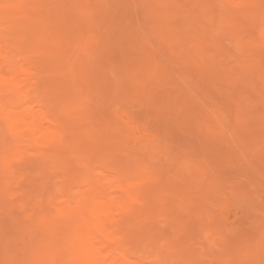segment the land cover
Wrapping results in <instances>:
<instances>
[{
	"label": "bare ground",
	"instance_id": "obj_1",
	"mask_svg": "<svg viewBox=\"0 0 264 264\" xmlns=\"http://www.w3.org/2000/svg\"><path fill=\"white\" fill-rule=\"evenodd\" d=\"M55 1L59 2V0ZM67 1L60 0L59 3L65 2L64 4L68 6L67 8H69V6L70 8L72 6V9L74 8L76 14H71V17L73 16L76 19V22L74 24V18L69 17L73 20V24L71 23V19L68 20L67 24L74 25V28H72L75 30L73 33H75L76 35L73 34L72 37L75 35V39L78 40L77 43L74 39V41L72 40L73 42H71L70 39L72 38H70V36L72 33L70 31V28L68 27V25L66 26L64 19H61L63 15L66 16V9H63L66 12H63L64 14H62L61 17L58 16L57 19V13H55V17L53 16L54 13L52 14V6H48L50 7L51 12H44L46 11V9H42L44 8V5L43 3H40V0H0V264H187L188 257L184 252L185 247L181 246L184 250L182 248V250L180 248H176L178 247V245H176L177 241L173 245V253L176 254L175 256L173 255V257L171 256V254L165 255L161 252V254L158 253L155 256H151V258L147 256L139 257L137 255V252L133 250V248L126 242L127 235L131 232L133 233L134 231H136L138 227L137 224L132 221V219H141L142 217H147L148 219V217H151L152 209L154 210V208H156L157 206L158 213H163L165 214V216L167 215L168 217H171L170 219H168V221L173 220V215L175 216L174 218L179 217V219H176L177 226L179 224H182L180 222L183 218L190 219L193 223L195 220L200 218L198 216H195V214L197 215V212L194 207H197V205H192L193 208L192 206L186 208L187 214L185 213V215H182L178 212L177 214H179L180 216H178L177 214L175 215L177 203H180H174V201L177 200L175 198V195L179 191L183 192V187H181V189H179L178 191L175 189V186L177 185L174 184H176L177 181H179L181 178L183 179V177H185V180L189 178V180L196 179L197 181L198 179L194 178L196 174V177H203V179L201 180V184L197 182L199 186H203L204 188V186L207 185V190H205V188H202V190L212 194L215 191H219L220 193V190H222L223 186L225 185L224 183H226L225 187H229V181L222 183L224 184L222 185L220 183L223 181L222 179L214 178V176H216L215 174L214 176H212L213 173L210 175L211 172L208 174L204 169L201 168L203 164L201 166L198 164L192 165V168L190 169L189 167L190 171H188L183 164H181L183 166L180 165V163L184 162L183 160L177 161L178 163L180 162L179 165L185 169H182L181 167L180 169H178L179 165L176 164L177 166L173 165V167H175L172 169L167 170L166 168L165 173H154L151 175H154L153 177H149L146 168L148 167V164H146L147 162H144V159H147L146 157H148L149 155H144L145 158L142 159V157L144 156L141 157L139 155L141 157L140 158L137 156V154L143 155L145 151H153L152 149H156L155 146L157 143H154L155 136L150 131L149 126L144 124L141 118H138V115L136 116L129 109V106L125 108V106L121 104L122 102H118L119 99L117 100V94L120 93V90L118 91V89L114 88L115 92L113 93H115L116 99L106 98L101 102L103 104V107L102 105L100 107L104 109H98L99 111H101L100 113L95 112V110L97 109L94 108L95 110H93L92 107L96 101V97L94 94L103 97V93L99 91L100 89H98L99 85L97 83H100L99 81L103 82L102 80H106V78L102 77V79H100L101 77L97 76L100 78L97 79L99 81H96V79L92 75L93 69L90 67L92 66L94 60L97 58V55H95L96 53L98 54L97 51L99 48H97V46H100L98 42L95 41L97 33L93 28L95 26L94 23H101L100 21L103 18L102 15L97 16L98 14H95L99 8L98 6L100 5V7L102 8L101 5H104L105 3L103 4L100 1H97V3H101L97 6V3L92 0L95 3H93V5L95 6L90 5V2L88 6H86L85 4L87 3V1L85 3V0H75L72 2L81 3L82 1L84 4L79 3V5L81 6H77V4L74 6L72 2L69 1L71 3L70 4ZM101 1L104 2L105 0ZM115 1L116 0H108L107 2L109 6V3L112 2L113 6V3ZM131 2L128 3L129 5L127 4L128 7L126 8H129L130 4H132ZM123 3L122 5H124V7H121L122 5L118 1V3L115 2L114 4L117 5L111 8H113L114 10L120 4L121 6L118 8L124 9V11L120 12H125V16H128L129 14H126L128 13V10L125 11L126 2L124 1ZM135 3H138V5L141 4L140 6L144 9L145 13H143V9L140 6L134 5L136 8L138 7V9L140 7L143 13L140 14L143 15L144 18H146V21H150V25H152L151 28L153 29V34L157 36L154 37L161 41L162 44L163 42L167 41L169 42V44H174H171L170 46L167 42L166 46L167 44L168 47L170 46L168 50L173 51V46H175L176 50H178L175 51L177 53H173L175 55V58H169H171V61H175L177 71L181 68V71H183V68L186 70L187 74L184 71L183 73H185L186 75H182V78H187L192 82V84L195 80L199 85L201 84V87L206 84L214 83V86L216 87L214 88V91L216 93L219 92V94L221 90L224 88L226 89L227 86L232 87L234 93L231 92L233 94L230 95V97H227L229 99H225V101L227 102L229 100V102H231L228 103L229 105L227 104V106H230V104L234 103L237 107V110H242L243 108L250 110V115L249 111L246 113L248 114V117H251L249 119L253 120V122L249 120L250 123L246 121V118L248 119L246 114V118L244 117V119L243 117H241L242 115H240L243 114V112L240 113L239 110L237 111L239 112L238 117L241 118L240 120H245L246 122L244 121V124L247 123L244 126L246 130H248L249 132V130L259 128L261 124H264V0H135ZM57 5L54 6V9L56 8V10L63 7V5L62 7H60V4L57 8ZM45 6L47 5L45 4ZM109 6L107 8L112 11ZM29 7L32 9H29ZM87 7L90 9H87ZM92 7H98L97 10H95L96 12L94 13V15V10H91ZM103 7V10L106 11L105 6ZM207 7L209 8V10H206ZM130 9L132 10V8H129V12L131 13ZM68 10L70 12V9ZM109 10L106 11L107 13L105 11L104 12L106 14H109ZM60 11L61 12H59L58 15L62 13V10ZM99 11L100 9L98 10V12ZM216 11L219 13L218 15L216 14ZM48 12H50L51 15L48 14ZM104 12H102V14ZM139 12L140 11L138 10L137 15H139ZM111 13L112 12H110V14ZM133 13L134 18L136 19L135 10H133ZM106 14H104V16ZM145 14H147L148 16ZM214 14L219 16V21L226 22L223 24H228L231 26V28L229 27V29L232 31L231 34L233 33L234 35H232V37H234L235 39L233 38L234 41H232L233 39H231L232 42L230 41L229 44L234 43L238 46V55H240L239 60L241 61L240 66L238 64V61L233 62L234 64H238L237 67H230L227 66V64L221 65V60L223 59V57L221 56L222 59L220 60V54L222 55V53H220V50L223 48V46L220 39L223 40V43L225 44L226 40H224L225 38H223V36L227 37V35H225V32L222 34V32L219 31V23L218 25L215 24L217 16H215ZM130 15H132V13ZM141 15L140 17L142 19L140 17L139 18L141 21H144ZM52 16L53 18H51ZM94 16H96V18H94ZM115 16V14L110 15L109 21H111L110 19L113 20ZM78 17L79 22L77 21ZM97 17L102 18L100 20L98 19V21ZM210 17H214L215 22L213 20L211 21ZM105 18L106 17H104L103 19ZM121 19L122 18H120L119 20ZM130 19H128V21ZM135 19L132 20V23L128 21L127 23L135 25ZM105 20L107 21V19ZM211 22H214V25H217V27H211V29L209 27L212 26L209 25ZM148 23V21L146 22V24L144 22L142 23L145 24V29L147 28V31L149 29V26L147 25ZM249 23L258 24V30H256L257 28H255V30L258 32L257 35L252 34L248 30L247 25ZM130 24H127L128 26H126L127 31L130 32H128V37L136 36L139 32L141 33L142 30L145 31V29L140 30L139 28L137 29L139 30V32L134 35L133 32L137 31L134 27L137 24L135 26L132 25V29L128 30L129 27L131 28ZM142 24L141 27L144 28ZM76 26H78V28H76ZM139 26L140 24L137 27ZM66 27H68V30ZM216 28L217 31L215 30ZM152 29L149 32H145L150 33L152 32ZM213 29L214 33L216 31V33L214 34L215 36L210 37L209 35L213 34V32L212 34H210V31H212ZM221 29L223 30V27H221ZM132 30L133 32H131ZM120 31H118L117 34ZM218 31L223 36L217 35V33L219 34ZM144 33H141V35L139 34V38L143 37L141 38L143 41L146 39V35L148 36V34L145 33L146 35L144 37L142 35ZM69 34L70 36H68ZM119 34L126 39L127 35H121L122 33ZM150 36H152L151 33ZM141 39L137 41L138 43L134 40H125L130 41L131 43H126L131 44V47H134V49H130L134 51V53L132 52V55H134L135 57L134 61L133 58H131L132 60H129L128 58H126V56H121V60H124L120 63H117V61L112 59V57H108L107 60V69L109 75L106 82L111 80L112 83L115 84L116 88L119 87L121 89H124V86H128L126 93L131 94L132 91L135 97H139L145 94L144 92L142 93V91H144V87L150 81V78L148 79V76H144L141 73V68H144L145 74L148 73V70L150 72H155V74L151 77L152 81H155V78H159V73L161 74L160 76L162 78L167 75L166 73H164V75L163 72H159L162 71L164 67H166V65H163V62L164 64H166L165 60L167 55L164 60H162V57L160 58V60L163 61L161 62L162 70L158 71V68L161 67V64H159L160 62L158 60L159 57L162 56L160 55L161 53L159 54V50L157 48L156 51L159 54V57L157 59V56L155 57L156 52L154 48H156V46L154 42L152 43L148 41L152 45V47L149 49L145 47L146 44L144 46L143 42L140 43V41H142ZM148 39L151 38L148 36L146 40ZM235 40H237V43L235 42ZM133 42H135V44ZM72 43L74 44V46L76 44V46L73 47ZM118 44L119 43L115 44L116 46H118L117 48H119V45H122L123 43L119 45ZM128 44H126V46ZM160 44L161 43H159V45ZM234 44L231 45L235 46ZM137 45L139 46L136 47ZM227 45L225 44L223 49H225L226 47L230 48L231 45ZM71 47H73L74 49H71ZM108 47H110V45ZM124 47L125 46H123V52L126 54L127 52H125L126 50H124ZM139 47L142 49L141 54L137 53L138 49H140ZM161 47H164V44ZM171 47L172 49H170ZM115 48L113 49L116 50ZM101 49V51H103V48ZM111 49L112 48H110V50ZM168 50L167 52L170 54L171 51L169 52ZM118 51L122 52V47ZM118 51L116 50V52ZM127 51L129 50L127 49ZM224 51H226L227 54L232 53L230 52L231 50L228 51L226 49ZM162 53L165 54V51ZM110 54H112V52ZM139 56L140 59L138 60ZM229 56L230 55L225 57L228 58ZM230 58L231 56L228 59L230 60ZM141 59H143V61H141ZM179 59H181L182 61ZM102 60L103 59H101L100 61ZM155 60H158V63H156ZM183 61L185 63L181 64L183 66H180V62ZM139 62H142L143 64H139ZM172 63L173 62H171V64ZM49 64H52L51 66H55L56 64L58 65L56 66L57 68L53 66V69V67L49 66ZM121 64L124 65V68L122 67L123 69L121 68ZM157 64H159V67H157ZM169 67L170 66L168 65V68ZM168 68H165L167 69V73L169 72ZM236 70L240 72V74L238 72L239 75L237 74ZM97 72H95V74ZM232 72H236V75ZM170 73L168 74L171 75ZM98 74L101 75V73ZM178 75L179 77L181 76L180 73H178ZM187 75L189 76V78ZM231 75L233 77H231ZM101 76L104 75L102 74ZM238 76L239 78L240 76L242 77L241 80L243 84L246 82L244 84L245 86L242 84V87L241 85V89H245L246 91H248V93H251H246L244 99L236 95V90L238 86L240 87L239 83H241L237 81L239 79ZM177 77L178 76H176V78ZM234 77L236 78V80L234 79ZM162 78L159 79L161 80ZM165 78L166 82H171L170 79L172 77H170L169 80L167 79V76ZM157 79L156 82L159 80ZM165 80L163 79V82ZM185 80L184 83H182L181 81L182 84L179 83L178 86L180 87L184 84L186 90H190V93L192 87L190 85L191 88L188 87L190 88L188 89L187 86H189V84H187V82L186 85ZM236 82L239 83L236 84ZM249 86L252 88L251 91H249L251 89L249 88ZM179 87H176L174 91L179 90ZM194 88H196V90L200 89L199 87L197 88V86H195ZM182 89L185 88H181V93L178 91L174 93H179V96H181L184 92L186 95V91H183ZM216 89H218V91ZM211 90H213V88ZM98 91L99 94H97ZM193 91L194 90L192 88V92ZM122 93L123 92H121L120 94ZM222 94L223 93H221V95ZM240 94L241 93H239V95ZM147 96H149V94ZM179 96L177 98H179ZM232 96L236 97H234L235 100ZM185 97H187V95ZM203 98L205 97L202 96V101ZM238 99L239 102H237ZM172 103H174V101H172ZM216 104L213 106H217ZM131 105L135 106V104ZM222 108L223 107H221V109ZM258 108L259 110H257ZM261 112L263 115L260 114ZM238 117L236 116L237 119L235 120L239 121ZM199 118H201L200 115ZM226 118L227 120L229 119L228 117ZM226 118L222 119L221 127L219 128L221 132H224L223 126L225 125ZM255 120H258V122H260L258 123ZM231 121H233V119L230 120V122ZM228 122L229 121H227V123ZM256 124L259 125L256 126ZM250 125L253 126V128H250ZM242 132H240L242 136L245 132L246 134L248 133L244 128ZM258 133V135H264V133H260V130ZM255 134L257 136V133ZM248 135L250 134L248 133ZM248 135H246L245 137L243 136V138H247ZM240 137L238 135L236 136L237 139H239ZM250 148L252 149V147ZM113 149L117 154H119L118 152H120V156H114L116 154L115 152L111 154ZM107 150H109L108 156L106 154ZM109 154L112 155L111 158ZM157 154L160 153L158 152ZM151 156L152 154L150 153L149 157ZM151 158H153V156ZM173 159L177 158L175 157ZM158 160H160V158ZM177 161L175 163H177ZM101 162L105 163L106 168H110L112 172H110L106 168L104 169H106V171H108L109 173L106 171L105 173L103 171V168L102 171H99V165H101ZM172 164H174V162ZM52 165L57 166L54 169H57L59 167L60 169H57V172L60 171L62 173L63 180H58V183L55 182V177L57 176L52 175V173L54 174L56 172L52 170ZM51 166L52 168L49 169L48 167ZM47 171L49 175L51 174L53 176V180H55L54 182H51L56 184L52 185L49 180V183L47 182L48 184L45 186L48 190H46L48 192V195H46L45 193L43 195L40 191L42 197L39 201L37 199V192L39 191L36 190V187L34 186L38 181V179L36 180V177L41 175L36 173L43 174L47 173ZM49 171L52 172L49 173ZM200 171L203 172L202 175L200 174ZM180 172L182 174H180ZM148 173L150 172L148 171ZM32 174H34V176ZM180 175L182 176L180 177ZM44 176H46V174H44ZM44 176V179L49 177ZM163 176H166V182L164 186L168 188L167 191L169 192L167 193H170V195H164L165 197L162 196L163 199L166 198L164 203L161 204L160 202L159 206H155L154 204H151L149 202L147 198V192H149L150 190L151 193L154 191L163 193L165 189H161L162 187H157L156 185H154V187L150 189L145 185L143 186L144 183L142 182L143 179L145 180L146 178L147 181H145V183H152L153 181H158ZM171 176L178 177L177 179H175L177 180L176 182L174 181L175 183H173V178ZM41 178L39 177V184H41L42 180V183L46 182ZM209 178L211 182L213 179L214 183H211ZM35 180L36 183L34 185ZM196 181L194 182L196 183ZM179 183L180 181L178 182V184ZM231 183L232 182H230V184ZM198 184H196V186H198ZM45 187L43 189H45ZM179 187L180 185L178 186V188ZM231 187L233 186L231 185ZM235 187L234 189L230 188V191L231 189L232 191H237V188L235 189ZM240 188L241 185L238 188V191H240L241 193L242 189L240 190ZM57 189H59V191L56 192ZM224 190L225 189L222 190V193ZM188 191H185V194L190 195V193H187ZM182 192H180L181 195H185L182 194ZM244 192L248 193L246 192V190H244ZM215 193L212 195L209 194L208 196L211 195L212 198L213 195L216 196ZM245 193L243 194V197L246 196ZM152 194L154 195L156 193ZM206 194L203 195L204 198H208V196L206 197ZM229 194H233V198L235 197L234 195H236L233 192H230ZM237 194L239 193L237 192ZM189 195L188 198H190ZM238 196L235 197V199L237 198V200H241V195L239 198ZM149 197H151V194ZM248 197H250V195L246 196V198L244 197V199L248 200ZM257 197L253 198L258 199ZM188 198L185 197V199L189 201L190 199ZM216 198L214 200L217 202L219 198ZM222 198L220 199L223 200L221 201V204H223L222 212H224V209H226L225 211H227L233 205L230 203L231 199L230 201L226 200L225 194H222ZM210 199L208 198L206 200L211 201ZM235 199H233V202L235 201ZM200 201H202V197ZM216 202H214V204ZM208 205L209 203L206 204L203 202V206L208 207ZM241 205H245V202L244 204L241 203ZM244 207L248 208V206ZM260 207L261 206H258V208ZM258 208L254 209L256 210ZM206 210L209 211L208 209H205L204 211ZM216 214L215 216H218L219 213L217 215ZM218 217L220 218L222 224V218H226V214L224 215L223 213V215H220ZM219 218H217V220ZM165 221L167 222V220ZM216 221L214 222L215 224ZM185 222L189 225L191 223L187 221ZM256 222L259 223V221L257 220ZM206 224L207 223L203 224V226ZM177 226L175 227L176 230ZM199 226L200 224L198 223V227ZM179 227L181 226L179 225L178 228ZM185 227L187 228V226ZM185 227H181L179 228V230L182 228L184 229ZM153 228L155 229L157 227H154L153 225ZM167 228L169 229V227ZM256 228H258L259 230L264 229L261 223H259ZM157 229V233L159 234L160 228L158 227ZM164 231H166V229ZM190 232H192L191 227ZM181 233L179 234L180 236ZM151 234L156 235V233H152V230L150 236H152ZM259 241L260 243L262 242L261 239ZM240 242L237 247L234 246L235 248H239V251L237 249L239 254H236L235 256L238 258V255H240V257L243 258V264H264V250H260L262 254L260 253L257 255L258 252L256 250L258 247L256 248L255 245H252L251 247L256 248V250H253L250 247L251 241L246 239L243 240L244 244H240ZM193 243L196 244V242ZM189 244L192 245L190 241ZM189 244L187 243V245ZM255 244H257V242ZM188 256H191V254H189ZM192 256L196 257L195 254H193ZM224 256L226 257V255H223L222 257ZM220 257L221 256H219V259ZM193 260L194 259H192L191 262ZM229 260L231 259L229 258L228 261ZM194 261L192 263H194ZM191 262L189 263L192 264Z\"/></svg>",
	"mask_w": 264,
	"mask_h": 264
},
{
	"label": "rangeland",
	"instance_id": "obj_2",
	"mask_svg": "<svg viewBox=\"0 0 264 264\" xmlns=\"http://www.w3.org/2000/svg\"><path fill=\"white\" fill-rule=\"evenodd\" d=\"M41 2V4L43 3V5H44V8H42V9H46V11H44L45 13H47V11H50V7L52 6V8H51V11H53L52 12V14L54 13V17H55V13H57L56 14V18L58 19V16L59 17H61L62 16V14H64L66 11H67V14L65 13V15L67 16H64L63 15V17L61 18L62 20L64 19V22L66 23V26L68 25V27L70 28V31H71V36H70V34L68 35V36H70V38H72V39H70L71 40V42H73L74 40H76L75 39V33H73L75 30L73 29L74 28V25H72L73 24V20L71 19V18H74L73 16L71 17V14H73V15H75L76 13H75V11H74V8L72 9V6H71V8H70V6H69V8H67L68 6L67 5H65L63 2H61V3H59L60 2V0H59V2H57V1H55V0H40ZM61 1H64V0H61ZM67 1V0H66ZM70 2H72V1H75V0H69ZM69 1H67V2H69ZM78 1V0H77ZM84 1V0H83ZM86 1H87V3H86ZM91 1L92 0H85V5L86 6H88V4H89V2H90V5H92V6H95V5H93V3L95 2V3H97V1H100L101 3H105L104 5H101L102 6V8L100 7V5L99 4H101L100 2L99 3H97V6L99 7H92V9L91 10H94V12H93V15H94V13L96 12L95 10H97V8H98V10L100 9V11L98 12V10H97V12H96V14L95 15H97V16H103V18L104 17H106L105 19H107V21L105 20V19H103L102 17H97V20L99 19H101V23H99L98 21V23H94V19H93V23H94V29L96 30V33H97V37H96V39H95V41H97L98 42V44L101 46V48H103V51H101L102 49L100 48V46H97V48H99L98 49V54L96 53L95 55H97V58L94 60V62L92 63V66H90L93 70H92V75L94 76V78L96 79V81H99V80H97V79H99L100 77V79H102V77L103 78H106V80H102L103 82H101V81H99L100 83H97L99 86H98V89H100L99 91H101V93H103L102 94V96L103 97H100V96H97L96 94H94L95 95V103H94V105L92 106L93 107V110H95L94 108H96L97 110H95V112H98V113H100L101 111H99V110H103L100 106L102 105V107H103V104L101 103L103 100H105L106 98H110V99H116V97H115V93H113V92H115V89H118V91L121 93V92H123L122 94H120V93H118L117 94V100L119 99V103H121V104H123L124 106H125V108H127V106H129V109L138 117V118H141V120L144 122V124H146L147 126H149V128H150V131L154 134V136H155V140H154V143H157L156 144V146H155V148L156 149H152L153 151H145L146 153H148V154H146L145 152L143 153V155H141V154H137V156L138 157H142V156H147V155H149L150 156V153L152 154V156H153V158H151V157H146L147 159H144L145 158V156L144 157H142V159H144V162L146 163V164H148V167H146L147 168V174L149 175V177H153V176H151L152 174H154V173H158V174H162V172L163 173H165L166 171V168H167V170L168 169H172V168H174L173 167V165H176V164H178L179 165V163H178V161H184L183 163H180V165L181 164H183L185 167H186V169L188 170V171H190V169L192 168L191 166L192 165H202L201 166V168L202 169H204L205 171H206V173H210V175L213 173V175L212 176H214V174L216 175V176H214V178H219V179H222V180H220V181H222V182H220L221 184L222 183H224V182H227V181H229L228 183V185H229V187L228 186H226L225 187V185H226V183H224V184H222V185H224L223 186V189H225L224 191H223V193H222V190H220V193H219V191H215V192H217V193H215V195L216 196H212V198H211V195L212 194H214V193H209V192H205L204 190H202V188H203V186L201 187V186H199V184H201V180L203 179V177L201 178H199V177H196V174H195V177L194 178H197L198 180L196 181V179L194 180V181H196V183L192 180V179H190L191 180V182H190V180H189V178H187L186 180L184 179L185 177H183V179L181 178L179 181H180V183L178 184V182L179 181H177V180H175V179H177L178 177L176 176H171L172 178H173V183H175L176 181H177V183L176 184H174V185H177V186H175L176 188V190H178L179 191V189H181V187H183L182 188V190H183V192L182 191H179L178 193H176V195H175V198L177 199L176 201H174V203L176 204V202H180L179 204L177 203V206H176V209H175V211H176V213H175V215L177 214V212L178 213H181L182 215H185V213L187 214V210H186V208H188L189 206H196L197 205V207H194V209L196 210V212H197V215L195 214V216H198V217H200V218H198L197 220H195L193 223H192V220H190V219H186V218H183L182 220H181V222L180 223H182V224H179L181 227H185V226H187V228L185 227L184 229H185V231H184V229L182 228V229H180L181 231H182V233H181V231L179 230V228H181V227H179L178 228V226L176 225L177 223H176V219H179V217L177 218H174L175 216L173 215V220L171 221V220H169L168 221V219H170L171 217H168L167 215V217L165 216V214H161V213H158L157 211V206L156 205H160V202H161V204L162 203H164V201L166 200V198H162V196L163 197H165L164 195H170V193H167V192H169V191H167L168 190V188H166L164 185H165V182H166V176H163L162 178H160L158 181L156 180V181H153L152 183L150 182H146L145 183V181H147L146 180V178H145V180L143 179V182L142 183H144L143 184V186L145 185L146 187H148V188H150V189H152L153 187H154V185H156L157 187H162L161 189H165V191L162 193H158L157 191H154V192H152V193H156V194H152L151 192H150V190H149V192H147V198H148V200H149V202L151 203V204H154L155 206H156V208H154V210L152 209V211H151V217H148V219H147V217H145V218H139V219H132V221L135 223V224H137V226L139 227V226H141V227H137V229H136V231H134L133 233L131 232L130 234H128L127 235V238H126V242L129 244V246H131L132 248H133V250H135L136 252H137V255L139 256V257H141V256H147V257H150L151 258V256H155V255H157L158 253H164L165 255H170L171 254V256L173 257V255L175 256L176 254H174L173 253V245H174V243L177 241V243H176V245H178V247H176V248H182L183 249V247H181V246H184L185 248V253H186V256L188 257V263L187 264H190L189 262H191V260L192 259H194L193 261H194V263H192V264H225V261H226V264H243L244 262L242 261V257H240V255H238V258L235 256L236 254H239V248H235L234 246H238L239 245V242H240V240H241V242H240V244L242 243V244H244L243 243V240H249V241H251L250 242V247L253 245H255V247L257 248V250H256V248L254 247H251L253 250H256L258 253H257V255L258 254H262V252H260V250H264V229L263 230H259L258 228H256L257 226H258V224L259 223H261V225L264 227V221H263V219H264V217H262V216H264V199H262V198H264V135H258L259 133V130H260V133H264V124L262 125H260V127H262V128H256V129H252V130H249V132H248V130H246V128L244 127L245 126V124H247V123H245L244 124V121L245 120H243V121H241L240 119L241 118H239L238 117V115H239V112L240 113H242L243 112V114H240V115H242L241 117H245L246 118V116H245V114L249 111V115H250V110L249 109H246V108H243L242 110L240 109H238L239 110V112H237L238 110H237V107H236V105L233 103V104H230V106H227V104L228 103H231V102H229V100L226 102L225 101V99L227 100V99H229V98H227V97H230V95H232L233 93H234V90H233V88L232 87H226V89L224 90V89H222L221 90V92H220V94H219V92H215L214 90V88H216L215 86H214V83H212V84H206V85H204L203 87H201L199 84H198V82H196L195 80L193 81V84H192V82L190 81V80H188L187 78H185V77H183L182 78V75H186L187 73H186V70L183 68V71H181V69L180 70H176V65H175V61L174 60H170L171 58H169V57H172V58H175V55L173 54V53H177V52H175V51H178V50H176V47L175 46H173L174 47V52L172 51V50H168L169 49V47L171 46V44H169V42H168V44L170 45L169 47H168V44H167V46H166V43L167 42H163V44H164V47H161V46H163V44H162V42L161 41H159L158 39H156V35L155 34H153V29L151 28L152 27V25H150V21L149 20H147L149 23L147 24L148 26H149V29H148V31H147V28L145 29V24H146V18H144V16L143 15H141L140 13H142V10H141V4L140 5H138V3H135V0H134V2H133V0H118L119 1V3L122 5V3L125 1L126 3V6H125V8L126 7H128L127 6V4L128 3H130L131 1V3L132 4H130V6H132V7H130L129 6V8H132V10H131V13H132V15H130L131 13L129 12V8H126L125 9V11H127L128 10V13H126V14H129L130 15V18H129V15L128 16H125V12H123V13H121L122 11H124V9L122 8H118V7H120L121 5L119 4V6H117V8L116 9H114L113 10V8H111V7H115L116 5H114L115 4V2L116 3H118V1L116 0L114 3H113V6H112V2L111 3H109L110 4V6L108 5V0L106 1H101V0H93L92 1V3H91ZM110 1H112V0H110ZM180 1V0H179ZM182 1V0H181ZM69 2V3H70ZM122 2V3H121ZM137 2V1H136ZM53 3V4H52ZM64 5H63V4ZM73 3V2H72ZM79 3L80 2H74L73 4H74V6L77 4V6L79 5ZM81 3L82 4H84L82 1H81ZM80 3V4H81ZM94 3V4H95ZM106 3H107V6H106ZM45 4L47 5V6H45ZM58 4V5H57ZM61 4V6L60 7H62V5H63V7L62 8H59L58 10H56V8L54 9V6L55 5H57V8L59 7V5ZM71 4V3H70ZM124 4V3H123ZM69 5V4H68ZM84 5V6H85ZM129 5V4H128ZM137 5V6H140L139 7V9H138V7L136 8L135 6ZM48 6H50V7H48ZM79 6H81V5H79ZM103 6H105V8H106V11L107 10H109V8H107L108 6L110 7V9H112V11L111 10H109V14H106L107 12L105 11V10H103L104 9V7ZM46 7H48V8H46ZM89 7H91V6H89ZM121 7H124V5H122ZM135 7V8H134ZM29 9H32V8H30L29 7ZM47 9H49V10H47ZM66 9V11H64V10ZM68 9H70V12H69V10ZM87 9H90V8H88L87 7ZM102 9V10H101ZM119 9V10H118ZM140 11L138 14L139 15H137V12H138V10ZM143 9V8H142ZM209 10V8L207 7L206 8V10ZM55 10V11H54ZM60 10H62V13L61 14H59L58 15V13L59 12H61ZM133 10H135V17H136V19L134 18V16H133ZM137 10V11H136ZM50 11V12H51ZM57 11V12H56ZM74 11V12H73ZM106 13H105V12ZM121 11V12H120ZM50 12H48V14H50ZM64 12V13H63ZM102 12H104L103 14H102ZM110 12H112L111 14H110ZM119 12V13H118ZM69 13V14H68ZM143 13H145V11H144V9H143ZM142 13V14H143ZM214 13V12H213ZM212 13V14H213ZM48 14H47V16H48ZM100 14V15H99ZM104 14H106L105 16H104ZM116 15L115 17H114V19L112 20V19H110L111 21H113V22H111V21H109V17H110V15ZM123 14V15H122ZM216 14L218 15L219 13L216 11ZM216 14H214L215 16H217ZM51 15V14H50ZM108 15V16H107ZM140 15L143 17V19H144V21H141L140 20ZM145 15H147V14H145ZM211 15V14H210ZM53 16L51 17V18H53ZM77 16H79V15H77ZM133 16V17H132ZM148 16V15H147ZM213 16V15H212ZM69 17H71V18H69ZM140 17V18H139ZM218 17L219 16H217V20H216V22L214 21L215 19H214V17H210L211 18V21L213 20L214 22H215V24H217L218 25V23H219V25H218V28L220 27V29H219V31H221L222 32V34L225 32V35H227V37L226 36H223L222 34H220V32H219V34L217 33V35H222L223 36V38H225L224 40H226L225 41V44L227 45V43H228V45L227 46H229V45H233L234 43H231V44H229V42L231 41V39H233L234 37H232V35H233V33L231 34V30L229 29V27L231 28V26L230 25H228V24H223V23H226V22H222V21H219L218 20ZM67 18V19H66ZM81 18V17H80ZM94 18H96V16H94ZM111 18H112V16H111ZM120 18H122L121 20H119ZM139 18V19H138ZM216 18V17H215ZM71 19V25L70 24H67L68 23V20H70ZM78 19H79V17L77 18V21H78ZM124 19V20H123ZM128 19H130L129 21H128ZM133 19H135L134 21H135V23L137 24H135V25H133V24H130V23H127V21L128 22H131L132 23V20ZM142 19V18H141ZM96 20V19H95ZM105 20V21H104ZM138 20V21H137ZM55 21V20H54ZM141 21V22H140ZM64 22H63V24H64ZM75 22H76V19L74 18V24H75ZM79 22V21H78ZM96 22V21H95ZM140 24V26L139 27H137L139 24ZM145 23V24H142V23ZM214 22H211L209 25H212V26H209L210 28L211 27H217V25H214ZM52 23V22H51ZM53 23H56V22H53ZM69 23H70V21H69ZM93 23H92V25H93ZM98 24V25H97ZM103 24V25H102ZM127 24H130L131 25V28L129 27L128 28V30H130V29H132V27L133 26H135L134 28H136V30L137 29H139L140 28V30L141 29H145V31H147V32H149V31H151V29H152V32H150L151 34H152V36H150V33H146L144 30H142L141 31V33H146V34H148V36L153 40H151V39H148V40H146L147 38H148V36L144 33V34H142L144 37H145V35H146V39L143 41L141 38H143V37H141V38H139L140 37V35H141V33L139 32V30H137V31H135V32H133V30H135V29H133L131 32H133L134 33V35L135 34H137L138 32V35H136V36H138V37H136V36H130V37H128L129 35V31H127V27L126 26H128ZM141 24H142V26H144V28H142L141 27ZM251 24H253V23H249L247 26H248V30L252 33V34H255V35H257V31L256 30H258V24L256 23V24H253V25H251ZM53 25V24H52ZM55 25V24H54ZM71 27H70V26ZM121 25V26H120ZM129 25V26H130ZM133 25V26H132ZM214 25V26H213ZM224 25V26H223ZM256 25V26H255ZM68 27H66L67 28V30H68ZM73 27V28H72ZM107 27V28H106ZM221 27H223V30L221 29ZM76 28H78V26H76ZM210 28H209V30H210ZM250 28V29H249ZM255 28H257L256 30H255ZM71 29H73V30H71ZM105 29V30H104ZM119 29V30H118ZM120 29H121V31H120ZM212 29V28H211ZM229 29V30H228ZM216 31H217V28L215 29ZM118 31H120L119 33H122L121 35H123V34H125V35H127L126 36V39L123 37V36H120V34L118 33L117 34V32ZM216 31H215V33H216ZM129 32V33H128ZM211 33L210 34H212V32H213V34L212 35H209L210 37H212V36H215L214 34V29L212 30V31H210ZM70 33V32H69ZM73 34H75L73 37H72V35ZM140 34V35H139ZM105 35V36H104ZM124 35V36H125ZM132 35V34H131ZM216 35V36H217ZM154 36H156V37H154ZM234 36V35H233ZM122 39H121V38ZM132 37H133V39H132ZM154 37V38H153ZM228 37H229V39H228ZM141 39L142 41H140V43H142L143 42V45L145 46V44H146V46L145 47H147V48H151L152 47V45H151V43L150 42H154V44H155V46H156V48H154L155 49V52H156V55H155V57L157 56V59H158V57H159V54L160 55H162V56H160L159 57V64H161V67H159L158 65L159 64H157V67H159L158 68V71L159 70H162V63L161 62H163L162 60H164L165 59V57H166V55H167V57H166V64H164V62H163V65H166V67L168 68V65L170 66L169 68H168V73H170L171 71V75H169L168 73H167V69H165L166 67H164V69L162 70V71H159V72H163V74L164 73H166L167 75V79L169 80L170 79V77H172L171 79H170V81L171 82H169V81H167L166 82V76L165 77H161L160 75V73H159V78H162L161 80L159 79H157V78H155V81L153 80L152 81V76L155 74V72H153V71H147L148 73H146L145 74V70H144V68H141L140 70H141V73L144 75V76H148V79L150 80L147 84H146V86L144 87V91H142V93L144 92L145 94H143V95H141V96H139V97H135V95H134V93L131 91V94L130 93H126V90H127V87L128 86H124V89H121V88H116V86H115V84L114 83H112V81L110 80V81H108V82H106L107 81V79H108V75H109V73H108V69H107V60H108V57H112V59H114V60H116L117 61V63H120L121 61H123V60H121V58L123 57V56H126V58H128L129 60L131 59V58H133V61H134V59H135V57H134V55H132L133 53H134V51H132V50H130V49H134V47H131L132 45L131 44H128L130 41H135V42H137L139 39ZM219 38V37H218ZM74 39V40H73ZM156 39V40H155ZM235 39V38H234ZM234 39L232 40V41H234ZM73 40V41H72ZM109 40V41H108ZM122 40H124V41H122ZM125 40H130V41H125ZM159 42H158V41ZM229 40V41H228ZM120 41H122V42H120ZM148 41H150V42H148ZM220 41L222 42V46H223V48H224V41L223 40H221L220 39ZM231 41V42H232ZM237 40H235V42H236ZM70 42V43H71ZM76 43L78 42V40H76L75 41ZM115 42H117V43H119V44H122L123 46H125L124 47V50H126L125 52H127L126 54L123 52V46L122 45H119V48H117L118 46H116L115 44H117V43H115ZM126 42H128V43H126ZM135 42H133L134 44H135ZM145 42V43H144ZM113 43H114V45H113ZM131 43V42H130ZM138 43V42H137ZM136 43V44H137ZM139 43V44H140ZM149 43V44H148ZM159 43H161L160 45H159ZM237 43V42H236ZM126 44H128L127 46L129 47H127L126 46ZM133 44V45H134ZM71 45V44H70ZM104 45H105V47H104ZM110 45V47H108ZM172 45H174V44H172ZM231 45V46H232ZM235 46H230V48H228V47H226L225 49H221L220 50V53H222V55L220 54V60L222 59L221 58V56L223 57V59L221 60V65H226L227 64V66H232V67H237V65L239 64V66H240V63H241V61L239 60L240 59V55H238L239 54V50H238V46L236 45V44H234ZM72 46L73 47H75L76 46V44H75V46H74V44L72 43ZM116 48H115V47ZM122 47V52H119L118 50ZM139 45H137L136 47H138ZM154 46V47H155ZM158 46V47H157ZM73 47H71V49L73 48ZM108 47V48H107ZM127 47V48H126ZM168 47V48H167ZM235 47H236V49H235ZM106 48H107V50H106ZM110 48H112L111 50H110ZM113 48H115L118 52H116V50H114ZM140 48V47H139ZM157 48H158V50H159V54L157 53ZM165 48V49H164ZM166 48H167V50L170 52V54L167 52V50H166ZM74 49V48H73ZM109 49V50H108ZM127 49L129 50V51H127ZM138 49V48H137ZM153 49V50H154ZM170 49H172V47L170 48ZM214 49V48H213ZM231 50L230 52H232L231 54H227L226 53V51H224V50ZM152 50V49H151ZM215 50V49H214ZM108 52V54H107V52ZM165 51V54L164 53H162V52H164ZM112 52V54H110V53ZM133 52V53H132ZM136 52V51H135ZM141 52H142V49L140 48V49H138V52L137 53H140L141 54ZM166 52H167V54H166ZM225 52V53H224ZM122 55H121V54ZM124 53V54H123ZM172 53V54H171ZM105 54V55H104ZM108 56H107V55ZM130 54V55H129ZM158 54V55H157ZM110 55V56H109ZM111 55H113V56H111ZM173 55H174V57H173ZM228 55H230L231 56V58H230V60L228 59V58H226L225 56H228ZM107 56V57H106ZM122 56V57H121ZM130 56H132V57H130ZM163 56H164V58H163ZM232 56H234V57H232ZM100 57H102V58H100ZM130 57V58H129ZM162 57V60H160V58ZM100 58V59H99ZM119 58H120V60H119ZM226 58V59H225ZM99 59V60H98ZM101 59H103L102 61H100ZM140 59V56L138 57V60ZM156 59V58H155ZM169 59V60H168ZM181 59H183V58H181ZM181 59H179V60H181ZM232 59V60H231ZM111 60V59H110ZM132 60V59H131ZM158 60H155V62L156 63H158ZM179 60H178V62H179ZM98 61V62H97ZM141 61H143V59H141ZM177 61V60H176ZM182 61V60H181ZM185 61V60H184ZM180 62V66H183V65H181V64H183V63H185V62ZM223 61V62H222ZM231 62V63H228V62ZM239 62L238 64H234L233 62ZM171 62H173L172 64H171ZM60 63V62H59ZM97 63V64H96ZM169 63V64H168ZM233 63V64H232ZM53 64V63H52ZM52 64H49V66H51ZM139 64H143L142 62H139ZM168 64V65H167ZM171 64V65H170ZM58 64H56L54 67L55 68H57L56 66H57ZM101 65V66H100ZM178 65V64H177ZM185 65V64H184ZM53 66H51V67H53ZM46 67H48V66H46ZM54 67H53V69H54ZM124 68V65H122L121 64V68ZM222 67H225V66H222ZM106 68V69H105ZM122 68V69H123ZM161 68V69H160ZM178 68V67H177ZM226 68H229V67H226ZM95 69H96V71H95ZM97 69H98V72H97ZM100 70V71H99ZM102 70V71H101ZM143 71V72H142ZM185 71V73H183ZM237 71V74H238V70H236ZM247 71H248V69H247ZM95 72H97L96 74H95ZM98 73H101V75L103 74L104 76H101L100 74H98ZM150 73V74H149ZM178 73H180V77H179V75H178ZM183 73V74H182ZM232 73H236V72H232ZM162 74V75H163ZM233 74V75H234ZM239 74H240V72H239ZM238 74V75H239ZM96 75V76H95ZM165 75V74H164ZM163 75V76H164ZM236 75V74H235ZM97 76H100V77H97ZM170 76V77H169ZM176 76H178L177 78H176ZM188 76V75H187ZM242 76V75H241ZM240 76V78H239V76H238V78L241 80V77ZM231 77H233L232 75H231ZM235 77H237V76H235ZM234 77V79L236 80V78ZM188 78H189V76H188ZM156 79L159 81H157L156 82ZM163 79L165 80L164 82H163ZM182 79H187V80H185L186 82H185V84L187 83V84H189V86H187V88L188 87H190V85H191V87L193 88V92H192V88H191V92L189 93V91L188 90H186V87L184 86V84H183V86H178L179 85V83H181V81H182V83H184V80H182ZM237 80V81H239V82H241V83H239V82H236V84H240V87L238 86V88H237V90H236V92H237V96L238 97H240V98H242V99H244L245 98V95H246V93L247 94H249L248 93V91H246L244 88H246V87H244L243 89L245 90H242L241 89V85L243 84V82H242V80L240 81V80ZM234 80V81H235ZM152 81V82H151ZM174 81H176V82H174ZM156 82V83H155ZM190 82V83H189ZM196 83V85H195V83ZM102 83V84H101ZM181 83V84H182ZM246 83V82H245ZM244 83V84H245ZM109 86H108V85ZM186 84V85H187ZM243 84V85H244ZM192 85H194V86H192ZM222 85V84H221ZM220 85V86H221ZM243 85H242V87H243ZM101 86V87H100ZM106 86V87H105ZM171 86V87H170ZM195 86H197V88L199 87L200 89H197L196 90V88H194ZM213 86V87H212ZM236 86V87H237ZM245 86V85H244ZM100 87V88H99ZM121 87V86H120ZM178 88L179 87V90H175L174 91V89L175 88ZM185 88V89H182L183 91H186V95H187V97H185L186 95H185V93H184V95H183V93H182V95L184 96H179V93H174V92H180L181 91V88ZM248 87V86H247ZM107 88V89H106ZM115 88V89H114ZM126 88V89H125ZM190 88H188V89H190ZM213 88V90H211ZM249 88H251L250 86H249ZM207 89V90H206ZM169 90V91H168ZM206 90V91H205ZM217 91H218V89H216ZM231 90V91H230ZM248 90V89H247ZM252 90V88L249 90V91H251ZM97 91V90H96ZM95 91V92H96ZM99 91H98V93L97 94H99ZM204 91V92H203ZM214 91V92H213ZM230 91V92H229ZM109 92H110V94H109ZM231 92H233V93H231ZM107 93V94H106ZM125 93V94H124ZM174 93V94H173ZM181 93V92H180ZM221 93H223L222 95H221ZM226 93V94H225ZM228 93H230V94H228ZM239 93H241L240 95H239ZM242 93H244V94H242ZM109 94V95H108ZM133 94V95H132ZM149 94V96H147ZM205 94V95H204ZM251 94V93H250ZM101 95V94H100ZM105 95V96H104ZM122 95V96H121ZM125 95V96H124ZM124 96V97H123ZM147 98H146V97ZM179 96V98H177ZM202 96L203 97H205V98H203V101H202ZM209 98H208V97ZM97 97H99V98H97ZM105 97V98H104ZM174 97V98H173ZM233 97V96H232ZM231 97V98H232ZM235 97V96H234ZM234 97H233V99H234ZM237 97V98H238ZM176 98H177V100H176ZM181 98V99H180ZM185 98V99H184ZM209 100V102H208V100ZM236 98V97H235ZM102 99V100H101ZM132 99V100H131ZM206 102H205V101ZM221 100V101H220ZM235 100V99H234ZM241 100V99H240ZM135 101H137V102H135ZM172 101H174V103H172ZM127 102V103H126ZM129 102V103H128ZM204 102V103H203ZM216 102H217V104H216ZM237 102H239V99L237 100ZM242 102H243V100H242ZM136 103H139V104H136ZM141 103V104H140ZM217 105V106H213V105H215V104ZM245 103V102H244ZM105 104V103H104ZM128 104V105H127ZM131 104H135V106L134 105H131ZM243 104V103H242ZM229 105V104H228ZM244 105V104H243ZM96 106V107H95ZM235 106V107H234ZM100 107V108H99ZM134 107H135V109H134ZM221 107H223L222 109H221ZM132 108V109H131ZM139 108V109H138ZM99 109V110H98ZM257 110H259V108L257 109ZM260 111H261V108H260ZM261 115H263L262 114V112L260 113ZM199 115H200V117L201 118H199ZM247 115V117H248V114H246ZM261 115H260V117H261ZM234 116H235V118H234ZM236 116L239 118V121L238 120H235V119H237L236 118ZM226 117H228L229 119L227 120V118ZM223 118H226V122H225V125L223 126V128H224V132H221L220 130H219V128L221 127V123H222V119ZM231 118V119H230ZM242 118V119H243ZM244 118V119H245ZM249 118H251L250 116L248 117V119L246 118V121H248L249 123H250V121L249 120H251V119H249ZM233 119V121H231L230 122V120H232ZM260 119V118H259ZM227 121H229L228 123H227ZM245 121V122H246ZM252 122H253V120H251ZM256 122H258V120H255ZM254 121V122H255ZM243 122V123H242ZM260 122V121H259ZM258 122V123H259ZM249 125V124H248ZM251 125H252V123H251ZM250 125V126H251ZM257 125H259V124H256V126ZM243 128L245 129V131H247L250 135H248V133L246 134V132L244 133V135L246 134V135H248V137L247 138H243V136H242V134H240V132H242L243 131ZM250 128H253V126H251ZM154 129V130H153ZM262 129V130H261ZM228 130V131H227ZM242 130V131H241ZM154 131V132H153ZM231 132V133H230ZM234 132V133H233ZM239 132V133H238ZM243 133V132H242ZM255 133H257V136H256V134ZM241 135V137H240V135ZM239 136L240 138V140L239 139H237L236 138V136ZM245 135V136H246ZM157 136V137H156ZM244 136V137H245ZM158 138V139H157ZM254 138V139H253ZM255 139H257V140H255ZM159 140V141H158ZM255 140V141H254ZM260 140H262L263 141V143H262V141H259ZM158 141V142H157ZM259 142V143H257V142ZM249 142H251V143H249ZM169 143V144H168ZM249 143V144H248ZM253 145V146H252ZM263 146V147H262ZM171 147V148H170ZM249 147V148H248ZM250 147H252V149L250 148ZM110 148H112V147H110ZM127 148H129V147H127ZM115 149V148H114ZM114 149H113V151H112V153L111 154H113L114 152L116 153V151H114ZM117 150V149H116ZM129 150V149H128ZM158 150V151H157ZM160 150V151H159ZM108 151L109 150H107L106 152V154H107V156H108ZM155 151H156V153H155ZM154 154H153V153ZM160 153V154H157V153ZM171 152H172V154H171ZM119 154H120V152H118ZM139 153V152H138ZM170 153V154H169ZM117 154V153H116ZM114 155V156H120L119 154H117V155ZM156 154V155H155ZM162 154H164V155H162ZM110 155V154H109ZM140 155V156H139ZM170 155H172V156H170ZM185 155V156H184ZM111 156L112 155H110V158H111ZM157 156V157H156ZM160 156V157H159ZM162 156V157H161ZM169 156V157H168ZM140 157V158H141ZM165 157V158H164ZM177 158V159H173V158ZM181 157V158H180ZM160 158V160H158ZM190 158V159H189ZM191 158H192V160H191ZM156 159V160H155ZM187 159V160H186ZM199 159H201V160H199ZM146 160V161H145ZM148 160V161H147ZM169 160V161H168ZM174 160H178L177 161V163H175L176 161H174ZM159 161V162H158ZM170 161H171V163H170ZM186 161V162H185ZM174 162V164H172ZM210 162V163H209ZM149 163H151V164H149ZM103 164V165H102ZM210 164V165H209ZM151 167H150V166ZM156 165V166H155ZM158 165V166H157ZM172 165V166H171ZM179 165V168L178 169H180V167L181 166H183V165H181L180 166ZM53 166V165H52ZM52 166L51 167H48L49 169H51L52 168ZM100 166V168H99V171H102V168H103V171L105 172L106 171V169L107 170H109L110 172H112V170L110 169V168H106V166H105V163H103V162H101V165H99ZM177 166V165H176ZM55 167H57V166H53V168H52V170H54V171H56L54 174L52 173V175H56L57 177H55L56 179V181L55 180H53V176L50 174H48V171H47V173H43V174H40V173H36V174H39V175H41V176H37L36 174V180L38 179V181H37V183H36V180H35V182H34V185H35V183H36V185L34 186V187H36L35 189L36 190H38L39 192H37V194H38V200L40 201L41 200V197H42V195H41V193L44 195V193L46 194V195H48V190L46 189V185L49 183V180H50V183L52 184V185H54V184H56V183H52V182H57L58 180H60V181H62L63 180V176H62V173L59 171V172H57V169H60L59 167L57 168V169H54ZM153 167V168H152ZM162 167V168H161ZM189 167H190V169H189ZM104 168H106V169H104ZM165 168V169H164ZM182 168V167H181ZM101 169V170H100ZM150 169H152V170H150ZM176 169H177V167H176ZM182 169H185V168H182ZM175 170V169H174ZM45 171V170H44ZM53 171V172H54ZM148 171L151 173H148ZM173 171V170H172ZM178 171V170H177ZM184 171V170H183ZM52 172V171H51ZM50 171H49V173H51ZM106 172H108V171H106ZM105 172V173H106ZM61 174V176H60V174ZM109 173V172H108ZM44 174H46V176H44ZM48 174V175H47ZM173 174H174V172H173ZM180 174H182L181 172H180ZM200 174L202 175L203 174V172L202 171H200ZM33 176H34V174H32ZM44 177H47V176H49V177H51V178H43V176ZM59 176V177H58ZM182 175H180V177H181ZM39 177L41 178V179H44V181H46V182H44L45 183V185H44V183H42L43 182V180H42V182H41V184H39L38 182H39ZM165 177V178H164ZM179 177V178H180ZM62 178V179H61ZM157 178H159V177H157ZM151 179V178H150ZM164 179V180H163ZM226 179H228V180H226ZM152 180V179H151ZM189 180V181H188ZM209 180H210V178H209ZM226 180V181H225ZM52 181V182H51ZM162 181V182H161ZM175 181V182H174ZM48 182V183H47ZM156 182V183H155ZM194 182V183H193ZM197 182H199V184L197 183ZM210 182H211V180H210ZM212 182H213V179H212ZM211 182V183H212ZM230 182H232L231 184H230ZM58 183V182H57ZM214 183V182H213ZM37 184H38V186H37ZM147 184V185H146ZM162 184V185H161ZM196 184H198V186H196ZM241 185V188H240V190L242 189V191H241V193H240V191H238V188H239V186ZM42 185H43V187H42ZM150 185H151V187H150ZM172 185V184H171ZM180 185V187L178 188V186ZM231 185L233 186V187H231ZM207 186V185H206ZM206 186H204V188H205V190H207L206 188ZM236 186V187H235ZM38 187V188H37ZM41 187V188H40ZM45 187V189H43ZM234 187H235V189L237 190V191H232V189H234ZM244 187V188H243ZM203 188V189H204ZM230 188H232L231 189V191H230ZM40 189V190H39ZM47 190V191H46ZM173 190V189H172ZM189 190V191H188ZM244 190H246V192H248V193H245L244 192ZM40 191H41V193H40ZM57 191H59V189H57L56 190V192ZM174 191V190H173ZM185 191H188L187 193H190V195L189 194H185L186 192ZM226 191V192H225ZM176 192V191H175ZM180 192H182V194H185V195H181V193ZM234 193V194H236V195H234L235 197H237L238 195V198L240 197V195H241V200L240 199H238L237 200V198L235 199V197L233 198V194H229V193ZM237 192L239 193V194H237ZM249 192H251V193H249ZM206 193H208V194H206ZM228 193V194H227ZM245 193V195L246 196H249L250 195V197H248L249 199L248 200H246V199H244V197L246 198V196H244L243 197V194ZM149 194V195H148ZM150 194H151V197H149L150 196ZM158 194V195H157ZM206 194V197L209 195V194H211L210 196H208V198L212 201H208V200H206V199H208V198H204V196L203 195H205ZM222 194L224 195L225 194V196H226V200H228V201H230V199H231V201H230V203L233 205V206H231V208L229 209V210H227V211H225L226 209H224V212H222L223 210H222V205L223 204H221V201H223L224 199L223 198H225V197H223L222 198ZM157 195V196H156ZM180 195V196H179ZM187 195V196H186ZM188 195H189V197L190 198H188ZM221 195V196H220ZM257 195H258V197H257ZM259 195H261V196H259ZM40 196V197H39ZM155 196V197H154ZM218 196H220V197H218ZM178 197V198H177ZM185 197L186 198H188V199H190L189 201L187 200V199H185ZM201 197H202V201H200L201 200ZM216 199H218V200H220V201H218L217 200V202L214 200L215 198ZM230 197V198H229ZM253 197H257L258 199H255V198H253ZM155 200H154V199ZM162 198V199H161ZM194 198V199H193ZM204 198V199H203ZM220 198H222L223 200H221ZM235 199V201L233 202V199ZM253 198V199H252ZM252 199V200H251ZM263 200V201H261V200ZM159 200V201H158ZM162 200V201H161ZM255 202H254V201ZM185 201V202H184ZM239 203H238V202ZM203 202L204 203H206V204H208L209 203V205H208V207L206 206H203ZM214 202H216L215 204H214ZM244 202H245V205H241V203L242 204H244ZM252 202V203H251ZM263 202V203H262ZM238 205H237V204ZM248 203V204H247ZM249 204H250V206H249ZM205 205V204H204ZM235 205H237V206H235ZM193 206H192V208H193ZM244 206H248V208L246 209ZM258 206H261L260 208H258ZM200 207H202V208H200ZM224 207V206H223ZM251 207V208H250ZM258 208V209H254V208ZM177 208H179V209H177ZM205 209H208L209 211H204ZM205 212V213H204ZM216 212H217V214L219 213H221L220 215H223V213H224V215L226 214V218H222V224H221V220H220V218L218 217V216H220L219 214H218V216H215V214H216ZM155 213V214H154ZM214 213V214H213ZM229 213V214H228ZM211 214V215H210ZM216 214V215H217ZM178 216H180L179 214H177ZM208 215V216H207ZM258 217H257V216ZM148 216H150V215H148ZM205 216V217H204ZM211 216V217H210ZM215 216V217H214ZM260 216V217H259ZM213 217V218H212ZM165 218H167V219H165ZM217 218H219L218 220H217ZM175 219V220H174ZM223 219H225V220H223ZM151 220V221H150ZM153 220V221H152ZM165 220H167V222L165 221ZM203 220V221H202ZM208 220V221H207ZM210 220V221H209ZM217 220V221H216ZM252 220V221H251ZM254 220H255V222H254ZM256 220L257 221H259V223H257L256 222ZM185 221H187V222H191L190 223V225L187 223L186 224V222ZM200 221V222H199ZM212 221H213V223H212ZM216 221V224L214 223ZM219 221V222H218ZM244 221V222H243ZM155 222V223H154ZM169 222V223H168ZM173 222H174V226H173ZM197 222V223H196ZM208 222H210V223H208ZM252 222V223H251ZM158 223V224H157ZM198 223L200 224V226L198 227ZM205 223H207L206 225H204L203 226V224H205ZM254 223V224H253ZM196 224V225H195ZM214 224V225H213ZM219 224H221V225H219ZM153 225H154V227L156 226L157 228L159 227L160 228V233L158 234L157 233V228H153ZM158 225V226H157ZM161 225V226H160ZM185 225V226H184ZM234 225V226H233ZM249 225H250V227H249ZM255 225V226H254ZM257 225V226H256ZM177 226V230H176V227ZM207 228H206V227ZM215 228H214V227ZM242 228H241V227ZM252 226H254V227H252ZM167 227H169V229L167 228ZM171 227V228H170ZM190 227H191V231L192 232H190ZM189 228V229H188ZM199 228V229H198ZM205 228V229H204ZM254 228V229H253ZM156 230V231H154V230ZM166 229V231H164ZM171 229V230H170ZM199 231H198V230ZM201 229V230H200ZM230 229V230H229ZM239 231H238V230ZM247 229H249V230H247ZM151 230H152V233L153 234H155L156 233V235H152V236H150V233H151ZM175 230V231H174ZM204 230V231H203ZM154 231V232H153ZM166 233H164V232ZM173 231V232H172ZM181 233V236L179 235L180 233ZM187 231V232H186ZM241 231V232H240ZM248 231V232H247ZM254 231V232H253ZM260 233H259V232ZM149 232V233H148ZM185 232V233H184ZM190 233V234H189ZM220 233V234H219ZM244 233V234H243ZM255 233V234H254ZM259 235H258V234ZM263 233V234H262ZM163 234V235H162ZM245 235V236H244ZM252 235V236H251ZM261 235H263V236H261ZM154 236H155V238H154ZM162 236V237H161ZM171 236H172V238H171ZM251 237V239H250V237ZM178 237V238H177ZM180 237V238H179ZM184 237H185V239H184ZM188 237V238H187ZM249 237V238H248ZM254 237V238H253ZM176 239H178V240H176ZM189 239V240H188ZM261 239V241L263 242H261L262 243V245H261V243H260V240ZM182 240V241H181ZM187 240V241H186ZM174 241V242H173ZM189 241H190V243L192 244V245H190L189 244ZM259 241V242H258ZM190 245H187V243ZM193 242H196V244L195 243H193ZM257 242V244H255ZM180 243H182V244H180ZM257 245V246H256ZM207 246V247H206ZM259 246H260V248H262V249H260L259 248ZM232 247H234V248H232ZM189 250H188V249ZM227 248H229V249H227ZM181 249V250H182ZM183 249V250H184ZM193 249V250H192ZM237 249H238V251H237ZM259 249V250H258ZM162 250V251H161ZM168 250V251H167ZM225 250H228V251H225ZM172 251V252H171ZM226 252V253H225ZM160 253V254H161ZM205 253V254H204ZM234 253V254H233ZM146 254V255H145ZM189 254H191V256L193 255V254H195L196 255V257H194V256H188ZM204 255V256H203ZM209 255V256H208ZM223 255H226V257L224 256V257H222ZM211 256V257H210ZM214 256H217V257H214ZM219 256H221L220 257V259H219ZM223 258V259H222ZM233 259L232 261L231 260H229L228 261V259ZM190 259V260H189ZM200 259V260H199ZM213 259V260H212ZM225 259H227V260H225ZM235 260V261H234ZM204 261V262H203ZM231 261V262H230ZM238 261V262H237ZM243 262V263H242Z\"/></svg>",
	"mask_w": 264,
	"mask_h": 264
}]
</instances>
